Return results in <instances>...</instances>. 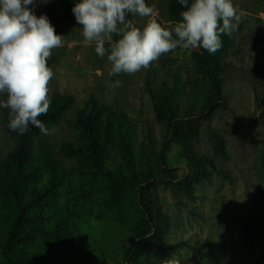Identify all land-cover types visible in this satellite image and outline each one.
I'll list each match as a JSON object with an SVG mask.
<instances>
[{"label":"rangeland","instance_id":"rangeland-1","mask_svg":"<svg viewBox=\"0 0 264 264\" xmlns=\"http://www.w3.org/2000/svg\"><path fill=\"white\" fill-rule=\"evenodd\" d=\"M170 1L146 0L164 26L174 24L168 17ZM50 2L59 7V0H36L30 7L37 16L48 17ZM234 2L246 15L233 32V43L224 57L222 81L228 108H218L211 118L201 120L194 143L198 154L214 157L216 168L188 193L174 185L156 189L158 201L173 219L170 241L188 244L166 256L179 264H264V242L248 243L244 237V224L261 219L264 213V125L257 115L264 104V0ZM129 18L140 27L145 22ZM59 34L64 35V46L53 50L50 59L54 72L50 97L55 93L74 95L75 103L50 128L55 130L51 135L36 140V151L41 144L49 145L65 173L57 211L75 210L84 218L72 251H60L62 259L66 264H125L124 247L133 245L131 234L115 225L113 213L103 208L100 193L89 196L88 181L78 172L76 157L67 156L61 145L68 141L78 146V111L93 95L125 117L133 128L135 152L156 165L165 144L166 125L155 116L150 88L156 91L164 81L173 84L183 98L181 113L195 112L190 92H200V78L191 67L193 49L177 48L135 75L109 77L107 58L99 57L94 44L85 41L78 23ZM117 79L123 83L114 88L111 85ZM4 110L0 108V160L17 145V138L6 131ZM254 118L257 120L250 125L235 123V119ZM215 136L223 140V151L216 148ZM176 151L173 147L169 157L174 158ZM110 152L106 165L114 169L122 158L117 147ZM173 165L183 175L184 164L173 159Z\"/></svg>","mask_w":264,"mask_h":264},{"label":"trees","instance_id":"trees-1","mask_svg":"<svg viewBox=\"0 0 264 264\" xmlns=\"http://www.w3.org/2000/svg\"><path fill=\"white\" fill-rule=\"evenodd\" d=\"M76 2L59 0V7L50 2L48 18L56 33L77 23L72 12ZM182 10L178 0H171L169 20L175 24ZM221 39L223 46L214 54L203 48L192 50L191 67L200 78V92H190L195 112L181 113L183 98L173 84L164 81L158 90L150 88L155 116L166 125L165 144L156 165L135 152L133 128L125 117L93 95L78 111V146L68 141L61 145L67 156L76 157L78 172L87 178L89 196L100 193L103 208L113 213L115 225L131 234L133 245L124 247L125 264H170L166 256L188 245L182 240L170 241L173 219L158 201L156 189L159 185H174L188 193L209 179L216 168L214 157L198 154L194 143L201 120L211 118L218 108H228L222 74L234 33ZM48 66H52L51 60ZM74 103V95L55 93L41 121L50 130ZM4 112L6 131L17 138V145L0 160V264H66L60 251H72L84 218L75 210L56 209L63 195L65 173L49 145L41 144L36 151V140L44 134L31 124L22 135L9 130L8 110ZM256 120L235 119V123L250 125ZM258 120L264 125V104ZM215 140L216 148L223 151V140L218 136ZM114 147L122 161L110 169L106 162ZM173 147L177 148L174 158L168 155ZM173 159L184 164L183 175ZM244 235L248 243L256 239L264 242V213L261 219L244 224Z\"/></svg>","mask_w":264,"mask_h":264},{"label":"clouds","instance_id":"clouds-1","mask_svg":"<svg viewBox=\"0 0 264 264\" xmlns=\"http://www.w3.org/2000/svg\"><path fill=\"white\" fill-rule=\"evenodd\" d=\"M36 0H0V108L8 110L9 130L24 134L29 125L51 135L40 117L51 105L48 61L53 50L64 46L46 15L37 16ZM47 3L48 0H41ZM180 19L164 26L146 0H77L72 8L88 44L106 57L109 77L135 75L148 70L160 57L177 48H203L211 54L223 46L221 37L231 36L246 15L234 0H178ZM145 22L138 26L134 19ZM117 79L111 85L122 86ZM259 115V113H257ZM170 264H179L170 261Z\"/></svg>","mask_w":264,"mask_h":264}]
</instances>
